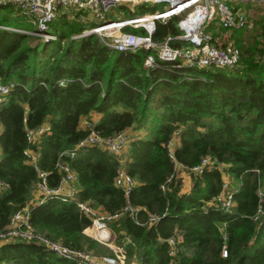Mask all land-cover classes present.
Masks as SVG:
<instances>
[{
	"label": "trees",
	"instance_id": "16d2710c",
	"mask_svg": "<svg viewBox=\"0 0 264 264\" xmlns=\"http://www.w3.org/2000/svg\"><path fill=\"white\" fill-rule=\"evenodd\" d=\"M12 5L0 3L11 6L0 13V78L15 82L0 106V178L8 184L0 189V230L29 204L38 230L72 246L94 248L99 241L84 231L92 217L76 201L32 203L38 172L26 150L38 153L40 167L50 171L49 182L55 185L61 176L57 159L70 158L62 153L92 130L103 135L131 130L128 148L120 155L91 144L71 158L78 198L98 210L114 213L125 206V191L115 181L122 165L137 179L129 199L140 209L111 222L119 241L131 237L129 258L139 264H264V218H256L260 207L264 211V42L258 38L253 46L236 38L242 56L235 67L178 69L161 60L147 68L146 48L115 50L95 33L72 37L95 24L81 13L70 17L61 12L51 22L60 39L42 43L38 35L18 29L34 26L18 20L20 9L13 5L15 14ZM149 9L141 5L139 11ZM177 31L174 19L159 22L154 38ZM260 32L264 37V27ZM95 111L100 114L96 122L89 117ZM85 117L94 125L82 124ZM46 121L50 127L31 141L29 131ZM172 138L174 157L169 153ZM206 155L227 165L238 182L234 187L231 180V211L216 200L225 181L217 165L190 171L187 191L182 176L162 188L175 171V159L191 168ZM165 210L160 220L149 221L150 213ZM0 264L83 263L36 240L12 239L0 243Z\"/></svg>",
	"mask_w": 264,
	"mask_h": 264
},
{
	"label": "built area",
	"instance_id": "2783aa9c",
	"mask_svg": "<svg viewBox=\"0 0 264 264\" xmlns=\"http://www.w3.org/2000/svg\"><path fill=\"white\" fill-rule=\"evenodd\" d=\"M246 1L248 0H0V3H11L28 15L30 21L35 25L34 29H18L36 34L45 41L60 39L57 32L51 31V22L61 12L68 13L70 17H75L77 13H81V18L87 22L86 13L91 16L90 20H96L95 24L85 28L80 33L73 34L72 37L95 33L103 42L115 50L135 51L146 48L148 53L144 65L147 68H154L163 60L170 61L176 68L182 69L207 66L235 67L240 63L242 50L231 38V31L233 28H248L253 25L254 20L249 17L246 10L236 6L240 2ZM120 4L129 5L133 11L138 4H145L151 7V10L127 18L108 19L107 13ZM171 19H174L178 31L166 34L159 39L154 38L158 23L167 22ZM212 23L223 26L226 29L225 32L215 33L208 29ZM129 27L140 28L141 31H133ZM261 58L264 60V53ZM66 81L63 78L60 80V84L64 85ZM14 86V81L5 82L0 78V106L6 101ZM93 121L96 122L97 120ZM93 121L87 120L84 124L85 126H93ZM1 127L2 122L0 120V129ZM49 127V122L46 121L37 130H30L29 139L34 141L39 133ZM128 142L127 131L103 135L92 130L87 137L76 143L75 148L67 149L62 153H67L70 158L59 157L57 159L55 165L61 176L55 185H51L49 182L50 171L40 167L38 153L34 152L31 147L27 148L26 153L31 157L38 172V179L33 189L32 203L41 204L52 198H58L65 202L76 201L77 205L92 217L91 224L84 229L85 233H89L108 246L114 245L117 238L111 225L112 220L125 212L136 214V211L140 209V206L134 205L129 199L137 179L130 175L125 166L122 165L115 181L125 191L127 197L125 206L121 211L114 213H97L99 211L96 208L78 198L79 186L71 158L76 155L79 147L91 144H98L120 155L127 147ZM175 143L176 138L169 141V153L172 157H174ZM213 165L223 169L225 176L223 188L216 195V200L224 210L231 211L235 205V191L231 187L230 173L227 171V165L218 162L210 155L204 156L198 164L191 168L175 159V171L162 184V188L166 189L174 177L180 176L182 169L188 172L201 173L206 167ZM7 185V182L0 178V189H6ZM260 194H263V189H260ZM167 211L150 213L149 221L160 220L167 214ZM259 211L260 213L256 218H264V211L261 207ZM12 239L36 240L57 255L78 263L137 264L126 261V243L131 241L129 235L125 236V240L120 245L114 247L116 254H97L85 247L72 246L61 239L51 238L38 230L31 222L29 204L15 211L10 223L0 230V243ZM169 240L175 243L174 237H170ZM227 252V245L225 244L223 255H227Z\"/></svg>",
	"mask_w": 264,
	"mask_h": 264
},
{
	"label": "rangeland",
	"instance_id": "374dc122",
	"mask_svg": "<svg viewBox=\"0 0 264 264\" xmlns=\"http://www.w3.org/2000/svg\"><path fill=\"white\" fill-rule=\"evenodd\" d=\"M141 5H145V4H138L135 7L133 6L135 8V11H132V9L129 8L130 7L129 5L120 4V5L116 6L114 9H112L111 11H109L106 16L108 19H119V18L131 17L134 14L140 13L139 9L141 8ZM145 6H147V5H145ZM236 6L238 8L246 10L247 14L249 15L250 18H252L254 20V22H253V25L251 27H248V28H233V30L231 31V38L236 42V38H238L239 36H242L244 38V41L247 42V44H250L253 46L258 44V42H257L258 38H259V40H262L261 42L263 43L264 37H263V35H261L260 31L263 30V27H264V0H248L246 2L238 3V4H236ZM10 7L11 6L0 7V13L1 14L7 13L8 11H10ZM12 7H13L12 10L16 11L15 14L20 13L17 16L19 18L18 20L28 22L29 24H31L32 27L35 26L33 24V22L30 21V17L28 15L26 16L21 11H19V13H18L17 10H15L16 8L13 5H12ZM147 7H149V6H147ZM149 10H151V9H149ZM130 11H132V13ZM144 12H146V11H144ZM85 15L88 18L87 21H92V20H90V18H91L90 15H88L86 13H85ZM208 29L214 31L215 33H223L226 30L223 26H218L215 23H212V25H210L208 27ZM65 40L66 39H64V42H65ZM43 41L44 40L42 39V43H43ZM236 44H237V42H236ZM181 172L186 174V175H189L191 177V174H189L190 171L188 172L187 170L182 169ZM182 173L180 174V176H182V179H183ZM229 178H230V180L234 181V183H235V184L233 183L234 187L235 186L237 187L238 182L233 177L231 178V176ZM33 189H34V187H33ZM97 211H99L97 213H107V211H104V210H98L97 209ZM113 220H115V219H113ZM115 233H116L117 241L114 243V245L108 246L107 244L102 243L97 239L99 242L94 248H89L88 246H85V248L92 250L93 252H95L97 254H104V255L116 254V249L114 247H116V245H120L121 241H119V239H118L119 237L117 236L118 235L117 232H115ZM126 261L127 262H136L137 264H139L137 259H135V258L130 259L129 258L128 251L126 253Z\"/></svg>",
	"mask_w": 264,
	"mask_h": 264
},
{
	"label": "crops",
	"instance_id": "0c3cea01",
	"mask_svg": "<svg viewBox=\"0 0 264 264\" xmlns=\"http://www.w3.org/2000/svg\"><path fill=\"white\" fill-rule=\"evenodd\" d=\"M90 117V119L92 118V119H94V120H97L99 117H100V114L98 113V112H92L91 113V115L89 116ZM88 117H85L84 119H82V124H84L87 120H90ZM127 132L129 133V134H132L131 133V130H127ZM128 147H126L125 148V150L127 149ZM1 152V151H0ZM182 175H183V181H184V185H183V188H182V190L183 191H187V190H189L190 188H191V186H192V178L189 176V175H186V174H184V173H182ZM56 199H58V198H56ZM62 201V200H61ZM87 233V232H86ZM88 235H90L89 233H87ZM90 236H92V235H90ZM93 237V236H92ZM94 238V237H93Z\"/></svg>",
	"mask_w": 264,
	"mask_h": 264
},
{
	"label": "bare ground",
	"instance_id": "6f19581e",
	"mask_svg": "<svg viewBox=\"0 0 264 264\" xmlns=\"http://www.w3.org/2000/svg\"><path fill=\"white\" fill-rule=\"evenodd\" d=\"M45 41V40H44Z\"/></svg>",
	"mask_w": 264,
	"mask_h": 264
}]
</instances>
